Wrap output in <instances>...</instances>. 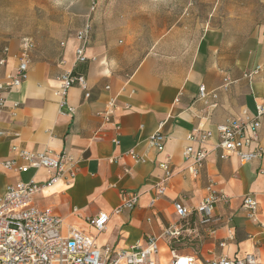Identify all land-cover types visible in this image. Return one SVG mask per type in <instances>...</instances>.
<instances>
[{
  "label": "crops",
  "instance_id": "0c3cea01",
  "mask_svg": "<svg viewBox=\"0 0 264 264\" xmlns=\"http://www.w3.org/2000/svg\"><path fill=\"white\" fill-rule=\"evenodd\" d=\"M121 1L115 13H96L94 19L88 11L79 15L84 17L82 24L61 41L56 58L36 60L30 50L26 80L4 95L0 162L16 158L14 147L67 153L78 160L75 183L59 182L44 189L34 204L62 218L63 233L73 226L93 235L100 248L143 246L148 237L172 227L180 228L181 235L173 241L161 239L158 264H171L173 251L194 257L195 264L248 254L264 262V157L243 164L236 154L221 159L217 149L220 125L241 117L245 109L255 114L264 104V23L253 21L254 6L236 16L234 7L220 10L221 0L215 2L209 19L194 8L200 0L187 1L183 9L178 7L182 0H131L132 8L124 6L129 0ZM87 18L92 22L88 60L77 63L76 32ZM25 41L32 42L26 38L0 43V59L9 49L0 82L17 71ZM258 66L260 73L249 78ZM65 72L83 75L88 82V91L73 86L68 92L74 113L61 108L56 95ZM201 87L206 89V100L199 97ZM112 99L117 108L107 122L102 112ZM196 130L210 132L211 137L205 142L193 140ZM157 132L166 138L162 152L148 143ZM259 136L251 149L264 146V120ZM188 147L211 151L197 177L186 169ZM131 152L146 161L134 162ZM162 163L174 176L158 196ZM47 177L45 170L16 173L0 166V197L9 184ZM210 182L231 198L215 209L221 221L202 224L198 213L181 221L175 204L196 209L207 197ZM128 194L140 195L137 206L114 214ZM245 197L259 202L257 221L242 208ZM100 213L111 215L103 233L88 223Z\"/></svg>",
  "mask_w": 264,
  "mask_h": 264
},
{
  "label": "built area",
  "instance_id": "2783aa9c",
  "mask_svg": "<svg viewBox=\"0 0 264 264\" xmlns=\"http://www.w3.org/2000/svg\"><path fill=\"white\" fill-rule=\"evenodd\" d=\"M92 36V22L87 18L84 26L76 32L78 46L76 49V62L84 63L88 60L86 52L90 46ZM34 47L31 41H25L24 50L19 54L20 64L14 74L6 76L0 82V111L6 107V93L18 90L27 78L30 50ZM9 49L4 51V57L0 59V70L5 65ZM258 66L250 75L260 73ZM60 86L56 95L60 99V107L67 108L69 113H74L75 108L67 101L69 90L73 86H79L83 91H88V82L83 75L73 72H65L59 77ZM90 96L86 93V97ZM199 97L206 100L207 92L204 87L199 90ZM116 101L110 100L102 116L107 122H111L115 110ZM264 120V104L259 105L255 114L245 109L241 117L227 119L218 127L220 141L217 145L222 153L221 159L229 158L230 154H236L241 163H250L264 157V146L251 149L252 145L259 141V132ZM5 132L0 129V137ZM94 137H99V132H94ZM200 135V136H199ZM211 137L210 132L192 136L193 140L205 142ZM166 138L161 132L152 135L149 146L157 152H162ZM119 144L118 140H114ZM15 159L0 162V166L16 173H27L45 170L47 179L37 181L32 178L28 182H16L9 184L3 196L0 197V264H158L157 257L160 253L161 239L173 241L181 235L180 228H167L159 236H150L146 244L135 245L127 249L100 248L93 235L69 226L65 233L62 232L63 219L56 216L50 209H41L35 206L34 198L46 188H50L59 182L72 186L78 175L79 161L67 153L56 154L51 150L43 152H31L29 150L14 147ZM208 148L195 151L193 147L186 148L184 157L189 162L188 172L197 177L203 169L210 154ZM136 163H144V156H137L134 152L129 154ZM21 162V163H20ZM164 172L163 178L157 186V194L165 193L166 184L173 178L174 173L167 163L160 164ZM208 195L196 209L184 207L180 203L175 204L177 215L183 222L198 213L202 224L219 223L220 218L215 216V209L220 204H229L230 196L221 190L214 188L210 182L207 188ZM139 194L126 195L123 203L114 210V214H120L125 210L134 209L139 203ZM242 208L248 212L251 220L257 221L259 216V202L251 197L243 199ZM111 215L100 213L88 220L90 226L98 233H103L110 222ZM171 264H195L194 257L180 256L172 252ZM207 264H264L255 255L248 254L243 258H220Z\"/></svg>",
  "mask_w": 264,
  "mask_h": 264
},
{
  "label": "rangeland",
  "instance_id": "374dc122",
  "mask_svg": "<svg viewBox=\"0 0 264 264\" xmlns=\"http://www.w3.org/2000/svg\"><path fill=\"white\" fill-rule=\"evenodd\" d=\"M187 1L182 0L178 7L183 9ZM200 1L194 8L203 19L211 18L217 0ZM122 3L121 0H0V43L28 38L34 44V59L51 60L59 54L61 41L73 35L82 24L84 17L79 15L88 11L94 19L96 13L97 16L111 10L115 13L117 5ZM250 5L254 6L250 14L253 21L264 23V4L256 0H236L234 4L221 0L219 8L227 11L234 7L235 15L239 16ZM124 6L132 8L133 4L129 0Z\"/></svg>",
  "mask_w": 264,
  "mask_h": 264
}]
</instances>
